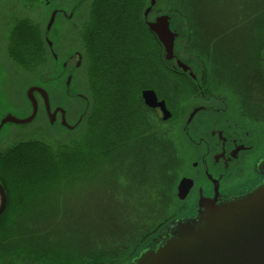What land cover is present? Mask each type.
Returning a JSON list of instances; mask_svg holds the SVG:
<instances>
[{
  "label": "trees",
  "instance_id": "trees-1",
  "mask_svg": "<svg viewBox=\"0 0 264 264\" xmlns=\"http://www.w3.org/2000/svg\"><path fill=\"white\" fill-rule=\"evenodd\" d=\"M200 1L161 0L159 5L165 10L177 11L181 15L189 16L193 13L197 16L203 11ZM144 3L145 0L96 2L88 31L90 33L104 31L112 45L107 50L109 52L107 57L104 56L106 50H99L97 53L91 49L94 61L88 91L90 95L94 93L95 96L96 104L93 109L95 113L87 133L76 147L70 152H65V148L29 140L24 145L16 143L2 154L1 158H5L6 164L2 172L3 177L11 195L17 197L16 205L28 208L41 207L38 211L33 210L21 217L32 223V233L47 232L46 257L32 256L44 264H124L139 243L151 238L174 216L170 211L176 207L178 201L175 188L182 161L178 157L176 145L170 144V135L173 133L161 127L163 124L161 117H157L154 124H149L148 112L152 110L144 105L141 94L144 90L151 89L156 91L159 97L171 100L174 99V93H169L171 91L169 80L175 79L179 83L177 93L180 94H184L183 88H186L188 82L164 68L161 61V45L155 43L157 40L155 36L147 32L140 23ZM105 15L109 17L105 20L100 19ZM259 16L261 17L257 18L254 28L257 62L260 52L258 48L264 46L260 45L264 40V16L261 14ZM136 23L143 31L144 37L147 36L154 41L158 51V66L156 68L145 66L147 74L144 80L131 76L126 82V75H123V83L117 84L111 81L113 77L108 73L113 71L114 75L119 66L120 73L121 70H126V66L123 64L116 66V63L122 62V52L130 45V41L127 40L130 35L132 36L131 32L136 30L134 26ZM24 24L25 27L20 29L16 27L14 30L10 54L27 70L37 71L44 61L39 29L30 21ZM237 31L239 30L217 38L225 41L219 48L213 50V56L216 58L214 64L224 68L225 75L221 77L215 73L221 84L218 86L213 81V91L221 86L237 90L242 86H238L236 80L252 79L249 72L241 74L239 71L243 67L242 63L252 59V56L245 49L248 37L239 35L236 38ZM196 36V39L200 38V35ZM100 38L101 35H86L85 41L91 47L93 43L100 41ZM237 40L238 47L234 48L231 42ZM235 49L242 57L240 62L233 56ZM193 51L197 53L194 48ZM202 54L203 51L198 49V55ZM123 76L119 80L123 79ZM222 80L233 84L224 83ZM195 93L191 90V94ZM170 104L173 106L172 102ZM88 124L89 121L84 124L85 130ZM123 174L125 175L121 178L120 175ZM110 178L119 187L108 188L107 180ZM77 179L89 182V188L97 191L93 200L95 211L92 226L89 227V231L86 229L82 234L85 240L94 238L93 244L83 240H77V243L71 239L67 241L66 231L61 227L64 226L66 219L61 218L63 222L61 223L58 214L51 220L47 216L49 208L45 206L44 200L54 198V192L63 191ZM103 188L107 192L103 193ZM122 190L125 191L124 194ZM115 196H119V199L114 198ZM38 202L40 203L36 205ZM180 208L181 205L178 206V209ZM46 221L51 222L47 223L48 227L43 230L40 224ZM53 222L56 224L53 225ZM65 228L74 233H81L74 227L65 225ZM59 235L63 237V242H59Z\"/></svg>",
  "mask_w": 264,
  "mask_h": 264
},
{
  "label": "flooded vegetation",
  "instance_id": "flooded-vegetation-1",
  "mask_svg": "<svg viewBox=\"0 0 264 264\" xmlns=\"http://www.w3.org/2000/svg\"><path fill=\"white\" fill-rule=\"evenodd\" d=\"M29 2L32 4L31 6L28 7L27 5H23L18 9L15 7V3L13 2L11 4L9 0L5 6L3 3L0 4V9L4 12L2 18H0L1 78L4 77L5 73V71H1V69L7 58H11L13 66L16 67L18 72L24 70L30 76L32 73L38 72L27 70L25 67H22V65L15 62L10 56L11 39L14 30L16 27L19 29L25 27L26 24L24 23L27 22V18L20 10H28L32 8V6L41 10L43 7H47L50 4L49 0H29ZM84 6L85 5L83 4L79 7L82 10ZM66 15V13L64 16L62 15L59 18L56 27L53 26L50 31L47 30L49 21L48 23L45 22L39 24L40 27H38L39 40L44 54L43 64L45 65L43 66L45 68L41 73L44 71L52 72L53 67L58 66L59 72H57L56 79L62 77L63 67L68 66L65 62L62 66H59L63 57L68 53L67 61L73 62V55H78L79 52H75L70 56L69 54L78 50V46L81 45V40L84 41L86 34L87 22L84 19L78 18L73 20V22H70V18L66 17ZM60 19H67V21L65 23H60ZM189 24L192 26L190 21ZM192 27L190 29V40L197 37L195 29ZM4 28H7L10 43L6 49L2 51ZM212 33L213 32H207V37L206 34L201 31L199 33L200 38H198L195 43L197 46L201 47L203 52L211 53L214 60L216 59L213 56L214 47L211 45L214 40L210 38ZM255 35L256 33L253 30V39L250 42L248 38L247 47H245L247 52H249V55L252 56V59H249V64L246 65L248 67H242L241 70L237 68L241 74L249 72V75L252 78L248 80H236L237 85L242 86L238 89L242 99H240L237 90L226 89L223 86L219 87L220 90L212 92L214 90L213 85L218 84L219 86L221 82L215 75L213 76L212 70H209L208 75L207 65L203 60V54L198 55L195 53L193 51V46L191 45H185L187 57H200V63L204 64V76L201 81V88L195 85L192 78H189L191 73H188L189 77L179 74H177V76L183 77L187 80V84L191 87L190 92L191 90L196 92L195 94H190L188 90L187 94L189 96L197 94L198 96H194L197 100L194 99V101H191L188 98H185L186 100L183 102L180 100H166V98L158 97L160 102H165L167 109L171 112L172 118L168 122H174L173 125L178 126V138L174 136L175 132L171 129V133L173 134L170 135V144L177 146L182 162L185 161L187 152L193 160H196L191 163V166L187 167L186 171L181 168L182 175H180L178 184L184 178L191 179L194 182V188L186 200L188 201L186 206L184 209L180 208L182 214L188 213L197 201L199 205L201 196L212 199L216 191L221 196H224L227 195L228 192L232 193L234 192L233 190L256 180V174L258 172L255 171V164L257 160L263 156L262 153L264 152V149L262 151L256 149V146L261 143L260 140L264 146V135H262L261 132L264 126V46L258 48L260 49V52L257 62ZM70 44H72V46ZM261 44H264V40L260 45ZM234 52H237V50L235 49ZM77 63L78 62H76V64ZM244 65L245 63L241 66ZM169 72L175 74L174 71ZM216 72L221 75V77L225 75L224 68L216 66L215 73ZM16 80V78H13L11 81L15 82ZM24 81L22 80L20 83ZM213 81L214 84L212 85ZM222 82L233 84L226 80H222ZM211 85L212 89L210 90L209 88ZM168 102L175 103L174 109L171 108L172 104ZM70 104L68 105L72 107L71 109H74V103ZM209 107H211L212 110H209ZM193 114V119L189 122L190 117ZM161 116L160 109L148 112L149 124H154L156 118H160ZM256 118L258 120H256ZM62 119L63 116H61V122ZM39 121H42L40 124L41 128L31 133L28 139L40 136L56 141L58 127H47L43 116H41ZM56 123H58V119ZM245 126H248L251 129L257 128L258 133L252 134L246 130ZM31 131H17L12 133L10 137L19 138L22 135L29 134ZM5 149L6 147L0 149V183L6 193L5 207L0 214V264H44L39 261V259L32 258V256L46 257L47 232L42 231L41 233H32V223L28 220L22 219L21 216L31 213V207L17 206L15 197L11 195L9 186L4 180L2 172L4 165L6 164L5 158L1 157L3 150ZM256 151L259 152L255 154ZM9 162L10 161H8V163ZM1 204L2 199L0 195V207ZM90 211L91 213L94 212L93 206ZM40 225L43 230L48 227L47 223H41ZM33 235L34 239H32ZM38 236L40 237L38 238ZM144 242L145 241L138 244L130 259L124 264L130 263L139 247Z\"/></svg>",
  "mask_w": 264,
  "mask_h": 264
},
{
  "label": "water",
  "instance_id": "water-1",
  "mask_svg": "<svg viewBox=\"0 0 264 264\" xmlns=\"http://www.w3.org/2000/svg\"><path fill=\"white\" fill-rule=\"evenodd\" d=\"M158 2L159 0L147 1L143 18L161 45L162 61L167 69L176 74L188 76L191 73L188 77L201 88L203 66L194 67L191 58H182L179 55L185 49V44L180 48V42L185 43L181 27L184 21L175 13H161L154 19H149ZM80 5L81 3L72 9L80 12ZM64 14L62 10L51 8L47 30L56 27L59 18ZM71 16L74 20L75 15ZM75 52L79 54H74ZM70 55L74 56L73 62L67 61V57L59 65L62 66L64 62L68 65L63 67L61 78L56 79L58 66L53 67L52 72L39 73L36 80L38 84L29 85L26 91L29 109L27 115L23 119L14 115L5 116L0 122V132L7 125L17 128V131L31 130L34 126H30L37 120L39 122L41 116L49 128L63 126L69 131H77L85 123L93 107L88 81L86 84L81 75L87 70L86 57L81 51H74ZM79 72L81 77H78ZM48 86L60 89V104H54ZM142 98L147 107L161 110L164 122L172 118L165 102H159L155 91H143ZM75 100L81 104L80 108L74 107L78 112V122L69 124L66 104L75 103ZM20 110L25 111L22 107ZM209 110L212 108L209 107ZM193 116L194 114L189 122ZM255 171L258 172L256 180L233 190L232 193L221 196L216 191L212 199L201 196L199 205L197 201L188 213L169 222L157 235L142 244L129 264H264V155L257 160ZM177 188L178 199L186 201L194 188V182L184 178ZM0 195L1 214L6 203V193L1 183Z\"/></svg>",
  "mask_w": 264,
  "mask_h": 264
},
{
  "label": "rangeland",
  "instance_id": "rangeland-1",
  "mask_svg": "<svg viewBox=\"0 0 264 264\" xmlns=\"http://www.w3.org/2000/svg\"><path fill=\"white\" fill-rule=\"evenodd\" d=\"M98 0H49L50 4L47 7H43L41 10L36 9L35 7L32 6V8L28 10H20L22 14L27 18L26 21H30L37 25V27H40L39 24H43L45 22L48 23L50 19V12L51 8H57L58 10L64 11L67 15L66 17L70 18V22H73V16L71 14L75 15V19H84L86 23V33H90L88 30L92 24V12H94V8L96 5V2ZM147 1L145 0L144 6L142 7V12L140 15V23L141 25L149 32L152 36H154L149 28L146 26L144 18H143V12L147 8ZM9 2L12 4L13 2L15 3V7L18 9L22 7L23 5H27L28 7L31 6L32 4L29 2V0H9ZM160 2L159 0L157 6L154 8V10L151 12V15L149 17L150 20L154 19L157 15L161 13H175L180 16V19H182L184 22L182 23L181 27L183 28L184 31V36H185V43L180 42V48L183 47V44L185 45H191L193 48L196 50L198 54V49H201V47L196 45V37H194L192 40L191 35H190V29L191 27L195 29V32L199 34L201 31H203L205 34L207 32H213L212 36L210 37L214 42L211 44L215 49L219 48L225 40H218L217 38L222 35H226L228 32L231 33L233 31H236L238 29L236 34V38L239 37V35H244L247 36L250 40V42L253 39V30L256 25V20L260 14L264 16V0H201L200 4L202 7V14H198L195 16L193 13H191L189 16L186 15H181L177 11H172V10H165L163 7H160ZM4 4V6L8 3V0H0V4ZM81 3V5H85L80 12L73 10L72 8L76 6L77 4ZM71 4V6H70ZM159 5V6H158ZM85 9V10H84ZM4 12L0 9V18H2V15ZM109 15L102 16L100 19L105 20V18H108ZM201 20V21H200ZM67 19H60V23L63 22L65 23ZM84 21V22H85ZM192 24V26L189 24ZM135 29L131 32L132 36L130 35L127 41H130V45L128 46L127 49H125L124 52H122L123 56L122 57V62L116 63V66L122 65L126 66V70H121L120 73V66L118 68L117 73H114L113 71L109 72L108 75L112 76L113 79H111L112 82H116L117 84H121L124 81V76L126 75V82L129 81V78L131 76L134 77H139L140 79L144 80V76L147 74V71L145 72V66H152L156 68L158 66L157 63V48L156 45L154 44V41L150 39L149 37H144L143 31L141 28L138 26L136 23ZM241 31V32H240ZM12 33V32H11ZM104 31L101 32H92L90 34H85L84 41L81 40V45L78 46V50L76 51H81L84 56L86 57V64H87V70L86 72L84 71L81 75L85 78V83L87 84L88 81V86L90 87V71L93 66V50H96L97 53L99 50H106L104 52V56H109V52L107 50L109 49V46L112 45V41H109V36L104 35ZM86 35L90 36H100V41L97 43H93L90 46L87 45L86 40ZM200 35V34H199ZM207 36V34H206ZM208 37V36H207ZM156 38V37H155ZM109 41V42H108ZM156 44L159 46V42ZM231 42V41H230ZM10 43V38H9V33L7 31V28H4L3 30V45H2V51L6 49L8 44ZM99 44V45H98ZM232 46L234 48L238 47V40L236 42H231ZM72 46V44H70ZM184 45V46H185ZM97 46V47H96ZM90 47V49H89ZM96 47V48H95ZM250 47V45H249ZM75 49V48H74ZM93 49V50H91ZM222 49V48H221ZM68 54V53H67ZM67 54L63 57V60L67 58ZM182 58L187 57V54L185 52V49L183 52H180L179 54ZM11 56V55H10ZM233 56L237 60V62H240L242 60L241 55L238 52H233ZM12 57V56H11ZM14 60V59H13ZM203 60L205 61L207 65V71L209 75V70L213 71V76L215 75V69L216 66L214 64V60L212 58V54L209 52H203ZM15 61V60H14ZM161 61H162V52H161ZM192 63L195 66H204V64L200 63V57H195L191 58ZM16 62V61H15ZM245 63L243 67H248L246 66L249 64L248 59L242 63V65ZM106 65H109L108 63H105ZM163 66L165 64L162 61ZM102 65V66H106ZM1 66V65H0ZM43 63L41 64V67L37 70L38 72H34L30 75H28L24 70H21L18 72L15 66H13L11 58H7L4 61V66L1 69V71H5L4 73V79L0 77V122L1 120L7 116V115H14L16 118L23 119L25 115H27L28 112V102L26 98V89L28 88L29 85L32 84H38L36 80L38 79L39 73L45 68ZM111 66V65H109ZM23 67V66H22ZM165 68V67H164ZM168 72L170 71L169 69L165 68ZM80 72L78 74V77H81ZM123 76V79L119 80L120 77ZM212 76V77H213ZM13 78H16L17 80L15 82L11 81ZM24 81L20 83V81ZM13 82V83H12ZM146 81H144L145 83ZM143 83V82H142ZM169 84L171 85V91L169 92L170 94L174 93V99L171 100H180V101H185V98H188L191 101H194L196 99L194 96H189L187 94V91L191 87L187 84L185 85L186 88H183L184 94L177 93V84H179L177 81L174 80H169ZM73 86H75V82L73 83ZM227 89V88H226ZM48 90L50 92L52 101L54 104H60V89L56 86L50 87L48 86ZM217 90H220V88H217ZM92 91V89H91ZM240 99L241 94L239 90L237 89ZM93 92V91H92ZM214 92V91H213ZM191 94V92H190ZM91 99H93V107L91 108V112L88 114L86 121H89L88 127L85 130L84 124L82 123L80 127L78 128L77 131H69L67 128L63 126H59L57 130V139L51 140L50 138H44L40 136L36 137H31V139H28V137L33 133L34 131L38 130L41 128L40 124L41 122L38 120L31 125L30 127L34 126V130H28L31 131L27 135H22L19 138H12L10 137L11 133L16 132L18 129L14 128L11 125H7L4 127V129L0 132V149H3L6 147L5 150H3V153L8 151L13 145L16 143H21L22 145L25 144V142L29 140H35L39 142H34V143H49L52 144L53 146L56 145L57 147H62L65 148L64 151L70 152L76 145L83 139L85 134L87 133L90 122L93 119L95 111V96L94 93L91 95ZM246 99V98H245ZM197 100V99H196ZM73 101V100H72ZM74 106L75 108H80L81 104L79 101H74ZM173 106L174 107V102ZM185 105V104H184ZM20 107H22L25 111H21ZM70 108V109H69ZM67 110V122L69 124H72L74 122H78V112L77 110L71 109L70 106H66ZM256 120H258L256 118ZM173 123H166L162 124V128L165 130H170L172 129L173 132L179 133L178 131V126L173 125ZM173 125V126H172ZM28 127V128H30ZM246 130L251 132L252 134L258 133L257 128L256 129H251L248 126H245ZM36 128V129H35ZM28 131H23V132H28ZM262 135H264V126L262 129ZM179 134L176 135L175 137L178 138ZM260 144L256 146V149L259 151H262L264 149L263 143L260 140ZM187 155L185 156V161L182 162V170L186 171L188 166H191V163H193L196 160H193L191 156L186 153ZM264 155V152L262 153ZM190 171V169H189ZM125 174L120 175L121 178L124 177ZM89 182L77 179L74 182H72L69 186L65 187L63 191H56L54 192L55 196L54 198L49 197L48 199L44 200L45 201V206H48L49 210L48 212V217L51 220L54 215L58 214L59 215V222L63 223L61 221V218L66 219V222L64 223V226H61L63 230L66 231V238L67 241L71 239L74 243H77L78 241H87L90 242L91 244L94 243V238L92 240H85L86 238L82 235L85 233V230L87 229L89 231V227L92 226V221L94 220V212L91 213V208L93 206V211H95L94 208V197L96 196L95 187L92 190L89 188ZM107 186L108 188L112 189V187H119L118 184H116L112 178L107 180ZM107 192V190H104L103 188V193ZM124 190H122V193L124 194ZM17 197H15L16 200ZM114 198L119 199V196H115ZM177 205L176 207L172 208L170 211L173 213L171 218H177L180 217L184 214H182V211L177 208V206L181 205V209H184L188 201H176ZM40 202L36 203L38 205ZM41 209V207L36 206V207H31V211L34 209L36 211ZM34 210V211H35ZM51 221H46L44 223H50ZM53 225L56 224V222L52 223ZM70 226L71 228H76L77 230L81 233H74L71 230H68L65 228ZM81 226V228L79 227ZM62 230V231H63ZM78 236V238H77ZM59 242H63V237L59 235L58 237Z\"/></svg>",
  "mask_w": 264,
  "mask_h": 264
}]
</instances>
